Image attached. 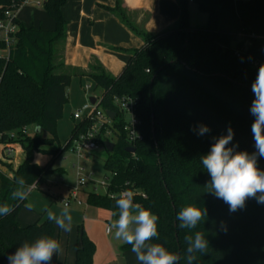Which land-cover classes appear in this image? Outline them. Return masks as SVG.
Returning <instances> with one entry per match:
<instances>
[{
  "label": "trees",
  "instance_id": "trees-1",
  "mask_svg": "<svg viewBox=\"0 0 264 264\" xmlns=\"http://www.w3.org/2000/svg\"><path fill=\"white\" fill-rule=\"evenodd\" d=\"M22 1L0 0V19ZM67 2L43 3L55 24L51 30L17 21L10 55L0 59V144L17 143L26 154L12 177L0 170V204L14 208L11 214L0 216V264H8V256L25 240L55 235L49 219L20 224L18 215L26 200H13L11 193L18 177L22 176L31 189L45 181L48 173L63 171L54 168L62 148L53 146L59 143L58 122L72 82V74L64 69L57 51L66 39L68 22L63 7ZM178 3L177 23L160 33H149L131 23L122 0L109 8L142 39L143 45L115 49L127 54L120 75L110 74L97 59L86 74L95 88L102 90V109L116 115L108 126L115 136L114 150L104 160L105 169L111 172L108 191L87 192L85 202L113 215L118 209L110 194L118 197L122 191H134V202L159 217V239L153 242L180 255L179 264H187L185 236L196 231L204 233L209 247L205 254L197 253L194 264H264V204L250 198L245 207L230 212L229 206L205 187L211 177L200 161L210 151L214 138L226 135L228 127L234 131L229 147L238 145L237 151L250 154L256 151L251 131L255 119L250 113L254 99L251 85L264 64V38L252 36L246 27L239 34L223 31L215 14L206 26L193 27L187 0ZM4 48L0 41V49ZM118 99H133L137 104L142 139L133 146L126 138ZM201 124L210 132L198 135ZM89 125L85 120L76 123L65 148ZM30 127L34 128L31 133ZM108 129H102L98 136L103 146L111 142ZM128 147H134L135 152H128ZM36 152L51 155L49 163H34ZM258 166L264 170V158L258 157ZM187 205L207 210L205 219L192 230L179 228L176 220L177 212ZM78 242L75 264H94L96 244L83 229H79ZM121 250H131V245L124 244Z\"/></svg>",
  "mask_w": 264,
  "mask_h": 264
},
{
  "label": "crops",
  "instance_id": "crops-1",
  "mask_svg": "<svg viewBox=\"0 0 264 264\" xmlns=\"http://www.w3.org/2000/svg\"><path fill=\"white\" fill-rule=\"evenodd\" d=\"M39 1L45 2V0ZM187 3L189 19L193 27L206 26L211 14H215L218 26L223 31L239 34L246 27L252 36L264 38V0H187ZM115 5L116 0H68L63 7L68 23L59 61L63 63L64 69L72 74L71 83L78 81L82 85L83 81L90 80L86 74L90 71L94 59H97L113 76L120 75L126 65L127 54L115 49H133L143 45L142 39L109 10ZM27 7L30 8L26 10ZM123 7L132 14L136 24L149 33H160L175 26L180 16L178 0H123ZM17 21L26 26L49 30L55 25L43 6H38L35 2H31L17 12ZM71 95L72 90L69 91L68 88V99ZM33 130V127L28 128L30 133ZM25 159L26 154L19 144H0V170L7 176L12 177L13 171L17 170ZM37 159L42 161L40 166H45L49 163L51 155L36 152L33 155V162L36 163ZM35 188L31 187V189ZM70 190L71 187L69 193ZM30 193L31 191L29 195ZM86 194L87 192L80 194L82 200L84 197L86 201ZM85 213L88 214L86 216L88 220H93L97 211L90 210ZM108 217H113L112 213L106 218ZM18 219L22 225L31 224H23L25 221L21 215H18ZM86 231L90 234L88 237L96 244L94 264H139L131 250H121L124 243L111 235L112 229L108 232L106 229L102 246L98 245L95 236H91V231ZM109 236L112 237L108 238ZM59 264L69 263L60 261Z\"/></svg>",
  "mask_w": 264,
  "mask_h": 264
},
{
  "label": "clouds",
  "instance_id": "clouds-1",
  "mask_svg": "<svg viewBox=\"0 0 264 264\" xmlns=\"http://www.w3.org/2000/svg\"><path fill=\"white\" fill-rule=\"evenodd\" d=\"M254 99L250 106V113L255 117L251 131L256 151H237L238 145L231 144L234 131L228 127L227 134L214 138L210 151L200 157L203 169L210 175V181L205 185L208 192L222 199L229 206L230 212L242 209L248 199H256L264 204V170L258 166V157L264 158V64L258 68L255 80L251 85ZM210 132L206 125H198V135ZM39 166L42 161L37 159ZM16 188L11 198L17 201L27 200L30 186L21 176L16 178ZM135 192L122 191L114 197L118 212L113 213L110 229H114L116 239L124 244L131 245L139 264H179L181 256L169 251L163 244L154 243L159 239L158 215L151 209L134 202ZM26 207L31 211V204ZM14 208L7 204H0V216L11 214ZM207 210L197 205L182 207L176 215L181 229L192 230L205 219ZM48 219L64 232L72 231L73 217L70 208L65 204L57 214L48 211ZM222 227H224L222 223ZM225 227V231H226ZM186 262L194 264L198 260L197 253L205 254L209 242L203 232L196 231L186 235ZM63 251L61 243L50 236L41 235L34 241L25 240L16 251L8 256V264H51L54 255Z\"/></svg>",
  "mask_w": 264,
  "mask_h": 264
},
{
  "label": "rangeland",
  "instance_id": "rangeland-1",
  "mask_svg": "<svg viewBox=\"0 0 264 264\" xmlns=\"http://www.w3.org/2000/svg\"><path fill=\"white\" fill-rule=\"evenodd\" d=\"M28 8L30 7H27L26 10ZM122 8L126 11V17L128 20L131 23L136 24V22L132 19V14L123 7V0ZM63 44L64 42H61L59 46H57L59 58ZM86 86L88 87L86 88ZM71 90L72 95L65 106V111L62 118L58 122L57 132L59 136V143H56L53 146L54 149L62 148L60 155L54 162V168H61L63 171L48 173L45 177V181L40 183L37 188L30 190L31 193L27 198L26 205L31 204V211H29L25 205L19 212V215H21L23 221H25L23 224L33 223L36 221H45L48 219V211H53L59 214L65 206L64 200L69 197L70 187L72 188L76 185V170L74 165L78 163V158L72 150L73 141L69 147L65 148L67 141L71 137V132L74 125L78 122H81L80 119H75L73 115L77 110L81 109L86 102L89 101L90 97H100L102 90L99 88L96 89L91 79L85 80V82L83 81L82 85L81 83H78V81H74L69 87V91ZM42 135L48 136L46 132H43ZM109 139L111 142H114L115 136L111 135ZM107 156L108 151L106 150L105 146L100 145L99 148L94 150L90 155H88L87 158L81 159L79 161L85 167L86 173L92 174V179L96 181L88 182L84 186L83 192H96L99 194L106 193L105 186L100 184V182L111 176V172L106 170L104 167V160L107 158ZM69 208L73 217L71 232H64L53 222L55 226L54 239H57L61 243L63 251L58 256H53L51 261L52 264H59L60 261L63 263L64 261H67L69 264H75V251L79 241V228L81 230L83 229L85 231H91V236H95L98 245L102 246V242L105 240L106 229L107 227L110 228L112 220L115 219L113 217L106 218L108 214L111 216L110 211L88 205L85 202L84 197L82 205H78L77 203L73 202ZM90 210L97 211V214L93 216L95 217L93 220H88V218H86L88 214H86L87 212L85 213V211ZM112 231L113 234L111 235L114 236L115 230L112 229ZM86 234L90 236L87 231ZM112 236H109L108 238H111Z\"/></svg>",
  "mask_w": 264,
  "mask_h": 264
},
{
  "label": "built area",
  "instance_id": "built-area-1",
  "mask_svg": "<svg viewBox=\"0 0 264 264\" xmlns=\"http://www.w3.org/2000/svg\"><path fill=\"white\" fill-rule=\"evenodd\" d=\"M35 2L38 6H43V2L39 0H23L17 9L7 10L5 12V18L0 19V41L5 44L4 49H0V59L8 58L10 55V46L13 43V37L18 30L17 25V12L24 6ZM238 54V53H237ZM88 86H86L87 88ZM100 98H96V102L93 104L90 100L86 102L81 109L74 113L75 119L85 120L90 125L74 139L72 144V150L78 158V163L75 164L76 170V185L71 188L69 197L64 200V205L68 206L71 203L83 204V200L80 194L83 192L84 186L88 182H96L92 179V174H87L85 167L79 162L81 159H85L94 150H97L101 145L98 139L102 129H108V126L112 124V120L106 112L100 106ZM116 105L124 116L125 125L124 130L126 132V138L129 146H133L136 142L142 139V133L139 128L140 120L137 115V104L133 99H118ZM107 134H112L111 130H107ZM9 154V153H8ZM111 176L106 178L100 184L105 186L106 192L108 191ZM33 188L36 185L32 186ZM111 198L116 197L115 194H110ZM110 228H107V232Z\"/></svg>",
  "mask_w": 264,
  "mask_h": 264
},
{
  "label": "water",
  "instance_id": "water-1",
  "mask_svg": "<svg viewBox=\"0 0 264 264\" xmlns=\"http://www.w3.org/2000/svg\"><path fill=\"white\" fill-rule=\"evenodd\" d=\"M89 100L94 104L96 102V98L95 97H90ZM106 114L111 118L114 119L115 117V113L110 111V110H106L105 111ZM105 148L108 152H112L114 150V143L113 142H105ZM127 151L130 153H134L135 152V148L134 147H128Z\"/></svg>",
  "mask_w": 264,
  "mask_h": 264
}]
</instances>
